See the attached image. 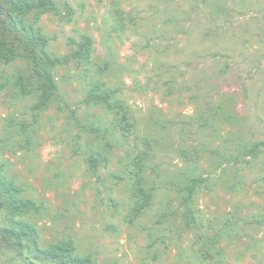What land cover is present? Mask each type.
I'll return each mask as SVG.
<instances>
[{
	"label": "rangeland",
	"instance_id": "obj_1",
	"mask_svg": "<svg viewBox=\"0 0 264 264\" xmlns=\"http://www.w3.org/2000/svg\"><path fill=\"white\" fill-rule=\"evenodd\" d=\"M52 1L30 18L46 52L64 61L88 39L91 54L56 64L58 93L42 111L17 85L32 64L0 62V178L35 204L16 220L41 249L72 243L95 264H264V145L245 154L264 143V0ZM97 80L138 139L88 101ZM146 140L154 199L132 220L127 167ZM193 175L203 185L188 228L178 189ZM9 215L0 210V228ZM0 264H29L1 232Z\"/></svg>",
	"mask_w": 264,
	"mask_h": 264
},
{
	"label": "trees",
	"instance_id": "obj_2",
	"mask_svg": "<svg viewBox=\"0 0 264 264\" xmlns=\"http://www.w3.org/2000/svg\"><path fill=\"white\" fill-rule=\"evenodd\" d=\"M53 8L52 0H0V62L26 60L32 64V75L20 76L17 85L24 95L35 96L34 110L36 111L46 109L57 96L58 83L52 73L56 64L68 63L69 58L80 61L79 63L88 62L91 54V43L88 39L79 50L71 53V56L64 57V61L53 58L46 52L47 40L34 28V20L30 21V18L35 16L38 19L42 14L52 11ZM113 93L114 91L106 88L101 80H97L93 83L88 101L112 112L116 120L113 124V132L118 131L126 137L135 135L138 139V134H135V123L129 115L128 107L121 101H113ZM215 116L216 113L213 112L209 119L212 120ZM95 131L98 132L97 129ZM144 143L146 147L135 155L132 163L127 167L129 177L133 180L129 213L132 220L141 216L154 199V181L146 176L145 164L146 160L151 157V145L148 140ZM262 145L264 143L260 142L245 148V154L257 155ZM91 161L98 164L96 158H92ZM202 185L203 180L193 175L186 177L178 189L184 224L188 228L197 221L194 207L195 197ZM0 186L4 195V200L0 202V210L8 209L13 224V227L0 228V232L3 241L11 245L22 259L28 261L29 264H95L91 257L77 254L72 243L57 244L48 249H41L37 244L35 228L26 221L16 220V216L26 214L35 208L34 201L20 199L19 189L5 179L0 178ZM26 249L32 255L31 258L28 253L25 254Z\"/></svg>",
	"mask_w": 264,
	"mask_h": 264
}]
</instances>
